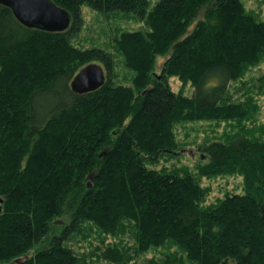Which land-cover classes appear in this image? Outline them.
<instances>
[{
	"label": "trees",
	"instance_id": "obj_1",
	"mask_svg": "<svg viewBox=\"0 0 264 264\" xmlns=\"http://www.w3.org/2000/svg\"><path fill=\"white\" fill-rule=\"evenodd\" d=\"M53 1L71 14L64 32L27 28L0 4V264H84L67 242L87 222L114 236L130 227L139 252L173 241L196 264H264V141L205 148L201 177L245 180L243 194L210 207L192 174L149 167L178 152V123L249 116L251 101L226 96L264 60V21L242 0H159L151 10L149 0ZM84 6L145 22L115 39L131 85L114 81L112 53L73 44ZM91 63L106 69L105 85L75 93L74 77ZM257 83L264 93V72ZM114 254L103 255L123 259Z\"/></svg>",
	"mask_w": 264,
	"mask_h": 264
},
{
	"label": "rangeland",
	"instance_id": "obj_2",
	"mask_svg": "<svg viewBox=\"0 0 264 264\" xmlns=\"http://www.w3.org/2000/svg\"><path fill=\"white\" fill-rule=\"evenodd\" d=\"M149 1V10L159 2V0ZM242 1L248 12L264 21V0ZM82 16L83 27L74 37L73 44L83 49L102 48L112 53L115 58L114 81L117 84L131 85L133 72L125 66L123 57L117 50L115 39L124 31L146 30L145 22L132 14L98 12L88 6L82 8ZM165 60L166 57L158 59L156 73L159 75ZM263 72L264 60L248 67L241 77L232 80L229 84L226 100L235 103L251 101L248 103L250 106L248 117L234 122L197 120L178 123L175 126L178 152L173 156L163 155L157 164H149V167L178 172L180 175L190 173L195 176L199 184L208 191L202 203L203 207L214 206L228 196L243 194L245 180L242 174L201 177L199 167L209 161L205 148L212 143L227 144L242 137L264 141V93L255 89L258 84L257 79ZM170 83L174 91L179 92L182 89V82L177 77L170 78ZM194 91L195 87L191 84L184 89L187 96H193ZM59 221L63 223H57L60 224L58 226H65L67 223L64 218ZM124 224L128 222L125 221ZM67 245L83 259L84 264H196L173 241L139 252L137 240L130 227L114 236L87 222L79 234L70 237ZM114 250L118 251L115 256H123L120 262L106 259L103 255L106 251Z\"/></svg>",
	"mask_w": 264,
	"mask_h": 264
},
{
	"label": "water",
	"instance_id": "obj_3",
	"mask_svg": "<svg viewBox=\"0 0 264 264\" xmlns=\"http://www.w3.org/2000/svg\"><path fill=\"white\" fill-rule=\"evenodd\" d=\"M0 4L10 8L15 18L30 29L64 32L71 26L70 12L53 0H0ZM106 81V69L98 63H91L79 70L71 83V88L75 93L85 94L100 89Z\"/></svg>",
	"mask_w": 264,
	"mask_h": 264
}]
</instances>
